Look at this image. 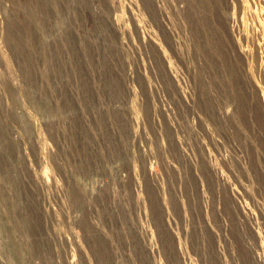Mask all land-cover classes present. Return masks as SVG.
Segmentation results:
<instances>
[{"label":"rangeland","instance_id":"374dc122","mask_svg":"<svg viewBox=\"0 0 264 264\" xmlns=\"http://www.w3.org/2000/svg\"><path fill=\"white\" fill-rule=\"evenodd\" d=\"M0 264H264V0H0Z\"/></svg>","mask_w":264,"mask_h":264}]
</instances>
